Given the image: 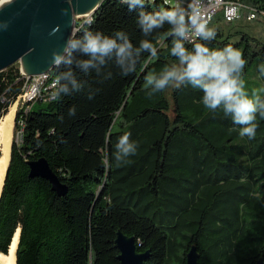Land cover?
<instances>
[{"label": "trees", "instance_id": "trees-1", "mask_svg": "<svg viewBox=\"0 0 264 264\" xmlns=\"http://www.w3.org/2000/svg\"><path fill=\"white\" fill-rule=\"evenodd\" d=\"M232 1L244 7L241 20L227 23L219 13L207 26L215 37L185 47L240 50L246 91L264 98V39L247 30L264 22L246 20L251 9L264 13V0ZM143 3L104 2L90 24L77 26L74 39L123 32L134 48L149 41L155 56L142 51L127 74L115 58L99 72L73 66L79 91L60 92L61 80L51 101L29 105L27 112L18 108L0 197V256L8 255L20 230L16 264H120L116 238L122 231L135 239L139 254L149 253L146 264H187L193 247L198 264H264V116L257 113L250 139L222 107L204 105L202 89L148 86L149 74L159 76L179 59L171 53L172 25L145 35L139 13L183 10L187 23L189 16L181 6ZM66 71L60 64L52 75L59 80ZM20 79L19 65L0 73V120L23 94ZM125 134L136 151L117 161ZM41 159L67 187L65 197L31 177L29 164Z\"/></svg>", "mask_w": 264, "mask_h": 264}, {"label": "clouds", "instance_id": "clouds-1", "mask_svg": "<svg viewBox=\"0 0 264 264\" xmlns=\"http://www.w3.org/2000/svg\"><path fill=\"white\" fill-rule=\"evenodd\" d=\"M131 7L139 5L144 7L143 0H123ZM165 22L172 25L169 35L175 37L171 53L178 57L179 64H173L166 68L159 76L149 74L146 77L148 86L153 90H163L170 84L180 87L185 83L200 88L204 92L203 103L212 110L223 108L226 115L232 117L233 123L241 125V136L254 138L257 125L256 115L264 116V98L253 93L251 96L246 91L245 82L241 78L242 70L247 63L243 53L231 45L223 49H210L205 43H197L192 51L185 47L192 36L203 41H211L215 37V31L209 29L205 22L199 19L193 20L190 26L186 22V14L183 10L160 9L155 13H139V24L145 35L154 29L161 28ZM142 51H150L156 55V47L149 41L141 42L139 48H134L128 37L123 32H117L113 37L103 33L87 32L80 39L70 40L63 54L55 55L57 65L64 64L68 71L63 73L57 83H63L60 92L69 94L71 91H79L82 87L75 78L73 66L87 71L100 68L109 59L115 58L124 73L135 71L136 64ZM76 54L89 57L87 60L77 59ZM264 71V68H262ZM57 93L53 94L55 98ZM70 115L75 114V109H70ZM130 134L123 135L117 145L116 160L121 161L135 154L136 144L130 142Z\"/></svg>", "mask_w": 264, "mask_h": 264}, {"label": "water", "instance_id": "water-1", "mask_svg": "<svg viewBox=\"0 0 264 264\" xmlns=\"http://www.w3.org/2000/svg\"><path fill=\"white\" fill-rule=\"evenodd\" d=\"M106 1L109 0H11L1 6L0 73L15 65L30 77L53 72L60 66L55 63V55L63 54L68 42L79 31L75 19L90 14V19L81 26L90 24ZM143 1L153 3L157 0ZM191 2L180 0V6L187 10ZM13 142L14 138L11 152ZM29 165L32 178L48 181L59 197L67 195V187L59 181L45 159ZM116 247L120 264H146L149 259V253L139 254L135 239L122 231L117 233ZM198 260L197 249L193 247L187 255V264H198Z\"/></svg>", "mask_w": 264, "mask_h": 264}, {"label": "built area", "instance_id": "built-area-1", "mask_svg": "<svg viewBox=\"0 0 264 264\" xmlns=\"http://www.w3.org/2000/svg\"><path fill=\"white\" fill-rule=\"evenodd\" d=\"M170 6H180V0H165ZM243 6L232 0H192L188 5L187 14L189 16L188 24L191 26L193 20L199 19L200 22H205L208 26L212 19L219 13L224 14V19L227 23L239 21L243 18ZM249 22L262 20L264 22V13H259L251 9L246 17ZM198 37L192 36L189 43H193ZM21 81L23 82V94L18 98V102L22 107L29 110V105L36 102L51 101L56 93L58 83L51 73L41 76L30 77L21 69Z\"/></svg>", "mask_w": 264, "mask_h": 264}, {"label": "bare ground", "instance_id": "bare-ground-1", "mask_svg": "<svg viewBox=\"0 0 264 264\" xmlns=\"http://www.w3.org/2000/svg\"><path fill=\"white\" fill-rule=\"evenodd\" d=\"M11 0H2L0 7L10 2ZM90 16L87 15L86 18ZM18 102L14 103L8 113L0 120V197L3 190L7 169L11 159V145L14 137L15 118L18 112ZM19 230L15 234L8 255L0 256V264H16V253L19 244Z\"/></svg>", "mask_w": 264, "mask_h": 264}, {"label": "rangeland", "instance_id": "rangeland-1", "mask_svg": "<svg viewBox=\"0 0 264 264\" xmlns=\"http://www.w3.org/2000/svg\"><path fill=\"white\" fill-rule=\"evenodd\" d=\"M90 19V17H77L75 19V26H79V25H82L84 24L85 22H87L88 20ZM264 25V24H263ZM263 25H258L257 23H250L247 30L249 31V33H253L255 34L254 36H256L257 38H260L262 39L263 38V35H264V26ZM18 108L21 105L20 102H18ZM17 143L20 144V138L18 137L17 138Z\"/></svg>", "mask_w": 264, "mask_h": 264}, {"label": "crops", "instance_id": "crops-1", "mask_svg": "<svg viewBox=\"0 0 264 264\" xmlns=\"http://www.w3.org/2000/svg\"><path fill=\"white\" fill-rule=\"evenodd\" d=\"M251 35H255V34L252 33ZM263 39H264V35H263Z\"/></svg>", "mask_w": 264, "mask_h": 264}]
</instances>
